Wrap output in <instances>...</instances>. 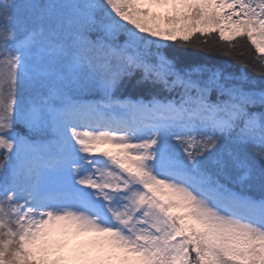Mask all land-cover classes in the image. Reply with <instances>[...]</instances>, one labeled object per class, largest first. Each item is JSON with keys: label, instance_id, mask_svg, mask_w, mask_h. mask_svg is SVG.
<instances>
[{"label": "snow or ice", "instance_id": "snow-or-ice-1", "mask_svg": "<svg viewBox=\"0 0 264 264\" xmlns=\"http://www.w3.org/2000/svg\"><path fill=\"white\" fill-rule=\"evenodd\" d=\"M28 7L52 14L59 5ZM70 7L82 30L46 44L43 28L26 30L0 0V174L10 165L12 175L0 185V264H264V199L218 178L222 156L241 171L239 183L251 173L242 153L264 164V90L229 86L235 78L219 68L180 69L163 51L215 34L228 45L219 54L231 58L244 40L264 75V0ZM97 13L104 35L93 40ZM46 57L63 64L74 86L101 93L99 101L80 103L59 89L21 101V85L51 74L38 67ZM137 73L138 83L179 99L117 100ZM53 175L65 187H50Z\"/></svg>", "mask_w": 264, "mask_h": 264}, {"label": "trees", "instance_id": "trees-1", "mask_svg": "<svg viewBox=\"0 0 264 264\" xmlns=\"http://www.w3.org/2000/svg\"><path fill=\"white\" fill-rule=\"evenodd\" d=\"M6 2L13 6L17 20L22 23L26 30L43 28L45 43L54 44L67 42L75 32L82 30L84 19L78 14L75 8L70 6L74 4L83 5L94 3L96 0H53L59 7L52 14H46L40 8L28 7V5L32 4H44L48 0H6ZM79 11L83 12L84 9H80ZM101 16V13L96 14L98 23L87 33L93 40L101 39L104 35L99 25ZM18 35H23V33H19ZM123 39L124 37L121 36L120 40L123 41ZM194 39L198 42L202 38L197 36ZM206 39V44L197 43L196 45H186L184 47H179L169 42L168 47L163 49V51L170 59L175 60L177 67L180 69H191L196 66L213 69L219 68L225 74L235 78L227 82L229 86L236 84L237 86L243 87L246 91L258 92L264 90V75H261L259 66L255 64L253 60L254 51L246 41H239L233 52V56L229 58L228 56L219 54L226 51L228 45L220 42L215 34ZM152 51H155V49L153 48ZM241 51L244 53L243 60L248 63V67H242L239 62L242 58L237 53ZM30 62L35 63V61ZM38 67L51 74L31 85H21L18 89V96L21 101H28L33 97L46 96L50 89H59L64 98L73 99L80 103L97 101L102 95L90 89L74 86L70 78L67 77L63 64L56 57H46L44 62L40 63ZM61 75L65 76L63 80L60 79ZM139 78V73H137L133 78L126 79L121 87L113 94L114 97L116 99H130L145 103L153 97L162 101L179 99L178 92L168 93L163 91L159 86L150 83H138ZM241 81L246 82L241 83ZM211 99H216L215 92H213ZM61 102V96L57 95L55 98L56 105L59 106ZM255 110L260 111V109ZM50 138L49 134L38 139L47 141ZM241 157L247 160L251 168L250 178L243 183H239L238 178L241 175V171L228 160L227 156H222L221 158L227 162V167L218 176L220 182L241 196L250 197L255 200L264 199V164L251 154L242 153ZM0 162H3L2 156H0ZM10 167V165H5L4 172L0 174V185L11 181L12 175ZM209 168L214 174L217 172L215 166L209 165ZM49 185L54 189L65 187L63 178L57 175L49 178Z\"/></svg>", "mask_w": 264, "mask_h": 264}, {"label": "rangeland", "instance_id": "rangeland-1", "mask_svg": "<svg viewBox=\"0 0 264 264\" xmlns=\"http://www.w3.org/2000/svg\"><path fill=\"white\" fill-rule=\"evenodd\" d=\"M117 100L128 101L129 99H117ZM131 101H133V100H131Z\"/></svg>", "mask_w": 264, "mask_h": 264}]
</instances>
